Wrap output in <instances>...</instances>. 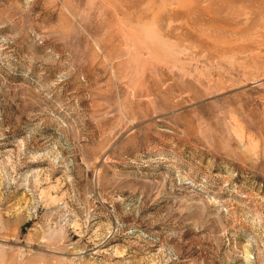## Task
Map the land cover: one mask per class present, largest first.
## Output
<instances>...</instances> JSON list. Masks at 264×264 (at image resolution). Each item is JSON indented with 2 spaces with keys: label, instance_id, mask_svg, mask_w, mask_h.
Wrapping results in <instances>:
<instances>
[{
  "label": "rangeland",
  "instance_id": "374dc122",
  "mask_svg": "<svg viewBox=\"0 0 264 264\" xmlns=\"http://www.w3.org/2000/svg\"><path fill=\"white\" fill-rule=\"evenodd\" d=\"M0 264H264V0H0Z\"/></svg>",
  "mask_w": 264,
  "mask_h": 264
}]
</instances>
